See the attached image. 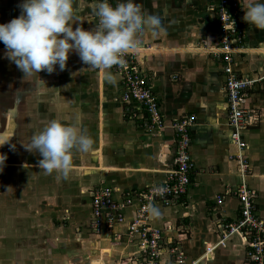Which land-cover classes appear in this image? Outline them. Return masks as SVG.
Here are the masks:
<instances>
[{
    "label": "crops",
    "instance_id": "0c3cea01",
    "mask_svg": "<svg viewBox=\"0 0 264 264\" xmlns=\"http://www.w3.org/2000/svg\"><path fill=\"white\" fill-rule=\"evenodd\" d=\"M238 1V25L244 39L235 71L238 77L256 80L264 72V29L243 22L246 0ZM112 2L115 6L120 0ZM21 3L22 0H0V24L18 17ZM135 3L141 15L161 19V28L155 34L145 32L139 37L136 50L139 68L159 102L166 125L153 135L144 127L146 116L137 103L122 100L120 76L111 68L100 70L85 65L73 52L64 71L57 66L51 74H38L45 85L37 89L34 76L22 79L16 65L5 58L6 50L0 42V115L5 116L0 129H11L9 117L17 132L19 125L26 127L31 122L28 125L32 134L28 137H32L52 120L72 123L78 115L81 128L93 141L89 153L72 151L71 170L64 178L67 187H49L42 198L46 202L30 208L21 203L0 208L4 212L0 216V237L13 243L12 234L25 246L9 254L1 249V262L8 256L14 258L11 264H140L137 240L127 234L138 204L133 202L123 211V221L106 230L101 219L93 218L91 192L109 188L113 198L120 201L124 194L162 184L175 168V137L169 126L191 119L188 151L194 169L187 193L169 206L155 203L153 207L160 210V215L149 214L147 224L160 230L165 248H176L186 263L247 264L246 248L240 238L222 237L223 223H232L239 215L235 191L241 180L236 163L230 160L238 150L229 138L224 76L220 63L208 54L217 44L216 19L210 11L216 0ZM95 4V0H76L78 21L73 22V29L77 25L85 30L95 27ZM243 106L256 118L251 126L239 130L246 145L242 154L249 165L245 184L254 193V213L264 222V80L253 85ZM23 131L17 133L15 143L21 151L10 153L16 158L13 168L16 172L31 168L38 177L40 174V179H50L38 166V153L32 165H23ZM1 140H8V134L1 135ZM72 182L76 184L73 188L69 186ZM80 194L86 198L74 202L72 197ZM28 224L34 227L28 228ZM23 238H32L31 244L24 245L27 242ZM168 259L164 253L161 264Z\"/></svg>",
    "mask_w": 264,
    "mask_h": 264
},
{
    "label": "built area",
    "instance_id": "2783aa9c",
    "mask_svg": "<svg viewBox=\"0 0 264 264\" xmlns=\"http://www.w3.org/2000/svg\"><path fill=\"white\" fill-rule=\"evenodd\" d=\"M95 1L97 3V0ZM109 3L113 5L112 0H109ZM240 10L241 4L238 0H216V4L210 7V11L215 15L218 35L215 48L209 49L208 53L220 63L224 76L227 124L231 129L229 138L238 150L230 160L236 163V172L241 180L235 191L240 204L239 215L234 222L223 223L222 237L238 236L246 248L247 264H264V222L257 219L253 205L254 193L245 184V179L249 176V165L242 154L246 145L239 134L240 129L255 122L253 112L246 109L243 103L253 85L264 80V72L262 77L256 80L241 78L236 74V56L241 54L244 39V34L238 25ZM137 52L135 55L122 56L120 62L111 66V69L120 76L123 85L122 100L137 103L146 116L144 127L149 132H158L166 125L162 119L159 102L139 68ZM192 123L191 119H181L169 126L175 137V168L167 174L162 184L124 194L120 201L113 198V192L109 188L91 192L90 205L93 218L101 219L106 230L123 221V211L133 202L138 204L135 217L127 227V234L137 240L142 257L140 264H161L164 253H167L170 259L162 264H197L186 263L185 258L176 248H165L162 232L147 224L149 208L155 203L169 206L187 193L189 176L194 169L188 151ZM217 203H220V199Z\"/></svg>",
    "mask_w": 264,
    "mask_h": 264
},
{
    "label": "clouds",
    "instance_id": "9594fccd",
    "mask_svg": "<svg viewBox=\"0 0 264 264\" xmlns=\"http://www.w3.org/2000/svg\"><path fill=\"white\" fill-rule=\"evenodd\" d=\"M75 2L22 0L21 14L0 24L5 58L16 65L22 79L34 76L37 89L45 85L38 74L41 71L51 74L57 66L64 71L70 53L74 52L85 65L107 70L119 63L122 56L136 54L141 35L155 34L161 28L160 17L141 15L135 0H120L115 6L109 0H97L93 9L95 27L85 30L77 25L73 29V22L78 21ZM242 10L243 22L264 29V0H246ZM8 142L0 140V146ZM92 144L77 115L72 123L50 121L31 137L25 149L39 154L38 166L45 173L55 172L66 179L71 170L72 151L89 153ZM6 159V154L0 153V172ZM149 214L158 217L160 210L150 207Z\"/></svg>",
    "mask_w": 264,
    "mask_h": 264
},
{
    "label": "rangeland",
    "instance_id": "374dc122",
    "mask_svg": "<svg viewBox=\"0 0 264 264\" xmlns=\"http://www.w3.org/2000/svg\"><path fill=\"white\" fill-rule=\"evenodd\" d=\"M209 56L211 57L210 54H209ZM4 117L5 116L0 115V124L3 121ZM27 118H29L31 120V117L28 116ZM9 120L11 122V129H9L8 131L0 129V140H1V135L5 136L7 133L8 134V141H9L8 143L15 145V143L17 142V140H16L17 139V133L19 134V133H21V130H24L22 132V134L24 135L23 136L24 138L22 141L24 144L23 145V152L25 154L24 155L25 159H24L23 165L30 166L33 164L32 158H33V156L35 158V151L33 153L29 152L25 149V147L28 145V143L30 142V139H31V137H28V135L30 136L32 134V128H31V126L28 125L31 122H29L26 125V127L24 125L23 126L19 125V127L21 129H18L19 131L17 132L16 131V125L13 124L14 126L12 128V121H11L10 117H9ZM13 120H14L13 121V123H14L15 117L13 118ZM150 133L153 135V134H156L157 132L152 131ZM7 147L0 146V153L6 154V156H7V159L4 162L3 171L0 172V208L2 206H4L5 204H9V205L15 204L16 205V204H20V203L24 204L30 208V207H33V205H36L37 203L46 202V201H42L43 200L42 198H44V196L47 195L49 187L55 188V189L67 187V185H68L67 181H65L63 177H58L57 173H54V175H50V176L48 174H46V176L49 177L50 179H48V178L47 179H40L41 178L40 174L38 177V173H36L31 168H29V170H25V169L22 170L21 169V171L16 172L17 170H15L13 168V165L16 163V158H13L10 153H12V151L14 152L15 150H17V148L16 147L10 148L9 146H7ZM19 151H21L20 147L18 148L17 152H19ZM23 171H25V172H23ZM31 172H33V173H31ZM42 174H43V172L41 173V175ZM43 175L46 178L45 174H43ZM43 175H42V177H43ZM69 186L73 188L76 186V184L74 182H72V183H69ZM38 189H40L42 191L39 194L34 195L33 191L38 190ZM50 192L51 191H49V193ZM84 198H86V196L84 194H80V195H76V196L72 197L73 201L76 203L82 202L84 200ZM83 204H85V201ZM79 207L83 208L82 204ZM3 214H4V212L1 211V209H0V216ZM0 220H1V217H0ZM104 221L106 223V220H104ZM13 224L14 223H9V226H12ZM28 226H29V224H28ZM33 227L34 226H29L28 228H33ZM11 236L12 237H10V236L9 237L14 239L13 243L8 242L6 237H4V238L0 237V250L4 249L5 252L8 250L7 253L9 254L11 252L15 253L17 249H22V248L25 249V246L23 247L20 245V244H22V242L16 241V239L13 237L12 234H11ZM4 241H6L7 243ZM20 241H22V239ZM23 241L27 242V243H24V245H28V244H31L32 238H30V239L23 238ZM17 245H19L20 248ZM7 258H8L7 260H9L8 262H7V260L6 261L3 260V262H1V260H0V264H6V263L11 264L12 260H14L13 257L9 258L7 256Z\"/></svg>",
    "mask_w": 264,
    "mask_h": 264
}]
</instances>
